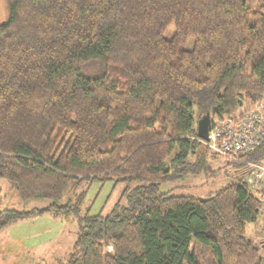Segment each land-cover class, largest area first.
I'll list each match as a JSON object with an SVG mask.
<instances>
[{
	"label": "trees",
	"instance_id": "16d2710c",
	"mask_svg": "<svg viewBox=\"0 0 264 264\" xmlns=\"http://www.w3.org/2000/svg\"><path fill=\"white\" fill-rule=\"evenodd\" d=\"M6 8L0 179L22 202L50 204L0 211V230L45 215L75 219L67 264H264L244 237L264 195L249 193L243 165L263 160L264 141L225 161L240 176L211 198L159 192L206 170L200 116H233L264 93V0H6ZM107 181L140 185L108 214L80 217L78 188Z\"/></svg>",
	"mask_w": 264,
	"mask_h": 264
},
{
	"label": "rangeland",
	"instance_id": "374dc122",
	"mask_svg": "<svg viewBox=\"0 0 264 264\" xmlns=\"http://www.w3.org/2000/svg\"><path fill=\"white\" fill-rule=\"evenodd\" d=\"M6 19V0H0V24ZM172 34L171 27L165 37L169 38ZM191 46L192 41H189L184 49L190 50ZM199 141L201 146L198 153L204 151L206 154V170H200L195 175H186L172 183H163L159 186L160 193L206 200L237 180L240 173H236V170L234 171L224 160L209 151L208 140L199 139ZM189 162L195 163L196 158L191 157ZM139 185L138 183L115 184L114 181L83 183L76 192L85 195L80 217L85 214L92 216L100 212L102 215L108 214L126 188ZM121 202L124 204V200ZM49 204V201L22 202L12 184L0 179V211L27 212L31 209H43ZM77 232L78 224L75 219L63 220L45 215L15 222L0 230V264H67ZM244 237L254 245L260 246V254L264 256V208L255 223L245 226ZM105 249L107 252L110 251L108 247Z\"/></svg>",
	"mask_w": 264,
	"mask_h": 264
},
{
	"label": "built area",
	"instance_id": "2783aa9c",
	"mask_svg": "<svg viewBox=\"0 0 264 264\" xmlns=\"http://www.w3.org/2000/svg\"><path fill=\"white\" fill-rule=\"evenodd\" d=\"M264 141V93L248 110L230 117L211 120L207 147L224 161H238L241 155L253 152ZM246 182L251 194L264 195V158L260 163L243 162Z\"/></svg>",
	"mask_w": 264,
	"mask_h": 264
},
{
	"label": "water",
	"instance_id": "95a60500",
	"mask_svg": "<svg viewBox=\"0 0 264 264\" xmlns=\"http://www.w3.org/2000/svg\"><path fill=\"white\" fill-rule=\"evenodd\" d=\"M211 122L210 114L206 113L200 117L196 124V136L198 139L207 141L208 140V132L209 125Z\"/></svg>",
	"mask_w": 264,
	"mask_h": 264
}]
</instances>
